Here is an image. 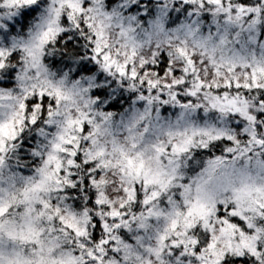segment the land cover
<instances>
[{
  "label": "snow or ice",
  "instance_id": "obj_1",
  "mask_svg": "<svg viewBox=\"0 0 264 264\" xmlns=\"http://www.w3.org/2000/svg\"><path fill=\"white\" fill-rule=\"evenodd\" d=\"M0 264H264V0H0Z\"/></svg>",
  "mask_w": 264,
  "mask_h": 264
}]
</instances>
